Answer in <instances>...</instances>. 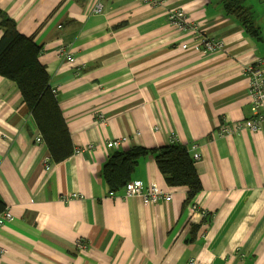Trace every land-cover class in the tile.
Instances as JSON below:
<instances>
[{
    "label": "crops",
    "instance_id": "obj_1",
    "mask_svg": "<svg viewBox=\"0 0 264 264\" xmlns=\"http://www.w3.org/2000/svg\"><path fill=\"white\" fill-rule=\"evenodd\" d=\"M96 1L0 0L19 32L41 47L38 61L73 146L56 163L43 140L35 143L39 132L17 86L0 77V200L11 213L0 226V264H264V126L219 134L256 112L244 71L264 60V0H244L259 15V37L219 0L157 7L101 0L95 15ZM174 9L196 34L170 25ZM201 37L225 50L205 51ZM119 139V147H106ZM173 140L190 155L197 146L195 210L185 187L166 185L151 154L131 180L169 191V202L143 205L109 192L101 171L114 152ZM72 194L78 197L64 200Z\"/></svg>",
    "mask_w": 264,
    "mask_h": 264
},
{
    "label": "trees",
    "instance_id": "obj_2",
    "mask_svg": "<svg viewBox=\"0 0 264 264\" xmlns=\"http://www.w3.org/2000/svg\"><path fill=\"white\" fill-rule=\"evenodd\" d=\"M219 1L225 13L237 20L249 36L259 37V28L254 26L253 15L244 6V0ZM0 31V77L15 83L51 158L56 163L63 162L73 154V146L59 109L57 91L51 89L46 68L38 61L41 47L33 36H23L15 21L1 9ZM150 154L166 185L185 187L187 203H191L200 192L201 184L190 153L176 143L151 150L135 147L114 152L101 171L109 192L115 194L122 190L131 181L140 159ZM4 210L5 204L0 200V214Z\"/></svg>",
    "mask_w": 264,
    "mask_h": 264
},
{
    "label": "built area",
    "instance_id": "obj_3",
    "mask_svg": "<svg viewBox=\"0 0 264 264\" xmlns=\"http://www.w3.org/2000/svg\"><path fill=\"white\" fill-rule=\"evenodd\" d=\"M164 0H133V2L138 4H144L150 7H157L163 4ZM103 11V5L101 0H97L93 6L92 14L98 15ZM167 19L170 25L173 28H176L180 31H183L189 35H194L198 32V28L195 25L189 24L187 21V16L185 15L183 10L174 9L169 10L167 12ZM200 45L203 49L209 53L223 52L225 50V45L222 41L209 38V37H201ZM183 48L186 46L183 45ZM65 58L69 62H73V58L68 54L65 55ZM245 74L249 78V98L253 105L255 114L248 120L243 121L242 123H237L232 128L226 126H220L219 131L221 136H227L231 132H245L248 131L250 133H256L260 131L264 126V113L260 110L264 107V60L257 59L251 66H247L245 68ZM55 90H53L54 92ZM36 144L42 143V137L40 134L34 139ZM123 140H114L110 141L106 144L107 148H116L119 147ZM174 143V140L172 141ZM191 157L193 161H197L199 159V154L197 153V146L193 145L191 147ZM80 149H76L74 154H79ZM43 164L45 165V169L48 171L50 169L49 159L46 157L43 160ZM77 194H72L65 198L64 200L77 198ZM122 197L123 198H138L143 205H151L158 203L159 201L169 202L172 198L171 193L166 191L163 188L158 187L156 184H148L145 185L141 181L131 180L129 181L124 188L122 189ZM191 209L195 210L196 205L192 202ZM204 215V212H202ZM11 219V213L5 209L0 214V226L4 225L5 222ZM77 248L79 252H84L87 249L86 243L83 241L77 242ZM1 252V250H0ZM192 264V262H191Z\"/></svg>",
    "mask_w": 264,
    "mask_h": 264
},
{
    "label": "rangeland",
    "instance_id": "obj_4",
    "mask_svg": "<svg viewBox=\"0 0 264 264\" xmlns=\"http://www.w3.org/2000/svg\"><path fill=\"white\" fill-rule=\"evenodd\" d=\"M261 10H262V13H263L264 10L262 8H261ZM252 15H253L252 17H253V20H254V24H256L258 26V23H260V20L258 21V18H259L258 16L259 15L257 13H255V12H253ZM257 21H258V23H257ZM259 25H260V27H264V23H260Z\"/></svg>",
    "mask_w": 264,
    "mask_h": 264
}]
</instances>
